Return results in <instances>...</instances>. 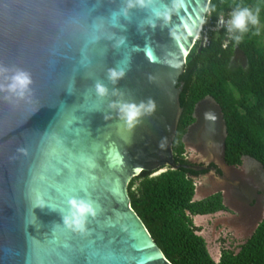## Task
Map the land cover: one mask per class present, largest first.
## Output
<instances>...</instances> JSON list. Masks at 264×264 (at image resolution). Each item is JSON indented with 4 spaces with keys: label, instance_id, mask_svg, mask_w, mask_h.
Segmentation results:
<instances>
[{
    "label": "water",
    "instance_id": "1",
    "mask_svg": "<svg viewBox=\"0 0 264 264\" xmlns=\"http://www.w3.org/2000/svg\"><path fill=\"white\" fill-rule=\"evenodd\" d=\"M210 2L184 0L165 28L147 27L148 10H133L130 22L121 19L124 31L101 32L126 37L117 49L107 39L88 44L87 37L90 23L109 16L120 0H0V63L25 68L35 81L29 99H0V264H173L132 207L128 187L144 170L191 168L173 156L183 112L180 77ZM112 67L127 71L116 85L107 79ZM97 80L123 97L99 98ZM148 98L155 111L132 128L109 107L117 99ZM208 106L215 107L210 114L198 111ZM91 108L99 110L84 111ZM194 117L213 122L192 139L193 158L213 162L219 172L211 167L195 177L193 201L222 192L224 204L238 213L235 228L250 238L264 218V165L249 155L239 167L226 162L228 130L213 96L198 103ZM66 168L76 194L99 208L81 237L62 227L72 191L57 176ZM38 198L49 205L36 206Z\"/></svg>",
    "mask_w": 264,
    "mask_h": 264
},
{
    "label": "trees",
    "instance_id": "2",
    "mask_svg": "<svg viewBox=\"0 0 264 264\" xmlns=\"http://www.w3.org/2000/svg\"><path fill=\"white\" fill-rule=\"evenodd\" d=\"M237 4L259 6L260 21L264 23V0H211L208 12L216 20ZM255 33L256 29H252L237 45L227 38L225 30L211 31L201 49L202 40L191 49L180 77L183 83L180 102L184 109L181 131L191 111L187 101L193 105L207 95L213 96L229 121L226 158L233 165L240 163L243 155L252 156L264 165V29ZM236 48L247 58L245 68L230 65ZM179 139L177 146H181ZM128 190L132 207L173 264H264V218L238 253L224 251L218 260L209 254L191 216L211 208L192 201L195 183L190 170L169 167L155 175L144 170L131 180ZM219 207L218 202L213 209Z\"/></svg>",
    "mask_w": 264,
    "mask_h": 264
},
{
    "label": "clouds",
    "instance_id": "3",
    "mask_svg": "<svg viewBox=\"0 0 264 264\" xmlns=\"http://www.w3.org/2000/svg\"><path fill=\"white\" fill-rule=\"evenodd\" d=\"M184 7V0H120V6L114 9L109 16L97 17L90 23V33L87 37L88 44H95L101 39L113 42L114 48H121L126 45V37L117 31H111L110 35H101L106 29L125 30V25L121 19L131 21L133 10H148L142 23L147 27H168L173 15L178 14ZM214 10V9H212ZM261 9L259 6L252 7L246 4H237L229 13L226 23V32L231 40L237 45L244 36L252 29H256L255 34H259ZM140 28V24L138 25ZM171 34V31H170ZM127 74L124 67H112L107 70V79L112 85L118 84ZM151 80L152 77H149ZM35 81L30 71L18 66H8L0 63V99L7 101L27 100L33 94ZM96 95L103 99L105 97H123L124 93L119 88L109 89L102 80H97L94 85ZM109 107L118 112L120 118L125 121L129 128L139 122V119L155 111L156 102L152 98L142 100L139 103L124 99H117L110 102ZM107 118V117H105ZM20 152L26 153L27 149L21 148ZM49 205L42 198H38L36 206L44 207ZM66 210L63 214V226L76 233L89 232L90 219L98 216L99 208L96 202L85 196H80L73 192L67 194ZM52 208V207H51ZM56 209V208H52Z\"/></svg>",
    "mask_w": 264,
    "mask_h": 264
},
{
    "label": "flooded vegetation",
    "instance_id": "4",
    "mask_svg": "<svg viewBox=\"0 0 264 264\" xmlns=\"http://www.w3.org/2000/svg\"><path fill=\"white\" fill-rule=\"evenodd\" d=\"M230 65L231 66L242 65L244 68L246 67L247 58L245 57L244 53L240 49L234 51V53L231 57V60H230ZM204 98L194 102L193 105H192V101H190V100L187 101V103H190L189 106L191 107L190 115L184 119L183 131H181L180 121H179L176 136H175V139L173 142V156H174L176 163L180 164V165L184 164V165L191 166V168H186L183 166H180V167H183L185 169L190 170L191 178L193 179L194 183H195V177H200L201 175L207 173L211 167H214L216 169V171L219 172L218 166L215 165L213 162H211L207 166H205L204 164H200V163L195 162L196 160L193 158L194 155L198 154V150H197V147L193 144L192 139L196 138L198 136L197 129L199 128V122H200V120L198 121L194 117V114L196 111V106ZM218 104L221 106V104L219 102H218ZM214 109H215V107L208 106V107H205L203 110L199 109L198 111L200 113H205L208 115ZM185 110H187V109H185ZM183 111H184V109H183ZM222 111H223L225 123L227 125V130H229V127H228L229 121L226 120L223 107H222ZM204 133H208V132L205 131ZM179 137L181 139V146L180 145L177 146ZM227 137H228V134H227ZM246 156L247 155H243L241 157V162L238 164H234V165L237 167L243 165V163L245 162L243 158H245ZM180 159H183L185 162H177V161H180ZM226 162L228 163L227 158H226ZM231 165H233V164H231ZM199 166H202L204 168L195 169V167H199ZM260 195H264V191H260ZM193 202H202L203 207L211 208L210 211L200 213V214H195V215L191 216L193 224L197 228L198 234L201 235V230L203 227L200 228V227H197L195 225L194 216H198V215L213 216V219L207 223L209 226H212V228L214 229L215 232H218L217 239H222V240H224V242L231 243L229 245L222 247V249L220 251V255L224 251H233V252L238 253L239 250L241 249V246L248 241L249 237H247L245 230H241V229L239 230L238 229V231H237V229L235 228V222L232 219L234 216H237L238 213L236 211L230 209L228 206H226L224 204L222 192L212 194L206 198H203V199L198 200V201H193ZM218 202L221 205V207H219L217 209H213V207H215ZM256 202L257 201L255 200L254 205ZM219 213H221V214L218 215ZM233 233H235V236ZM236 233H238V234H236ZM202 237L206 243V248H207L209 254L212 256L211 252L209 251L208 243H207L206 239L204 238V236H202Z\"/></svg>",
    "mask_w": 264,
    "mask_h": 264
},
{
    "label": "rangeland",
    "instance_id": "5",
    "mask_svg": "<svg viewBox=\"0 0 264 264\" xmlns=\"http://www.w3.org/2000/svg\"><path fill=\"white\" fill-rule=\"evenodd\" d=\"M209 17H210V12H209V15L207 16V21H206L204 29L209 28V23H208ZM259 28H260V31H262L264 29V23H261ZM206 29H205V31H206ZM201 39H202V35L199 37V40H201ZM206 41H207V39L203 38L202 39V45H204L206 43ZM262 46H264V42L262 43ZM220 214L221 213H219L218 215H220ZM212 219H213V216H206V215L194 216L195 225L197 227H200V228L203 227L201 230V235L204 236V238L206 239V241L208 243L209 251L211 252L213 258L218 260L220 258V251H221L222 247L229 245L231 243L224 242V240H222V239H217L218 232H215L214 229L212 228V226H209L207 223V222L211 221ZM233 234L235 236V233H233ZM236 234H238V233H236Z\"/></svg>",
    "mask_w": 264,
    "mask_h": 264
},
{
    "label": "built area",
    "instance_id": "6",
    "mask_svg": "<svg viewBox=\"0 0 264 264\" xmlns=\"http://www.w3.org/2000/svg\"><path fill=\"white\" fill-rule=\"evenodd\" d=\"M231 12V11H230ZM229 12V13H230ZM229 13L228 14H224V15H220L216 20H213L211 17H209L208 18V20H209V28L208 29H206V31H205V29H204V27H205V24H206V21H207V16L209 15V12L207 13V15H206V20H204V22H203V27H202V31H201V33L199 34V36L198 37H200L201 35H202V39L203 38H206L207 39V41H208V38H209V33L211 32V31H220V30H225V32H226V27H225V23H226V21H227V19H228V17H229ZM224 21L225 23H221V21ZM226 34H227V38L228 39H230V37H229V35H228V33L226 32ZM201 39V40H202ZM206 41V42H207Z\"/></svg>",
    "mask_w": 264,
    "mask_h": 264
},
{
    "label": "snow or ice",
    "instance_id": "7",
    "mask_svg": "<svg viewBox=\"0 0 264 264\" xmlns=\"http://www.w3.org/2000/svg\"><path fill=\"white\" fill-rule=\"evenodd\" d=\"M97 110H99V109L98 108H91V109H85L84 111L85 112H92V111H97ZM65 173L67 174V176L65 175ZM71 175H72L71 169L66 168L65 172H61L58 174L57 179L59 180V182L61 184L67 185L70 188V190L76 194V188H77L76 184L73 183L70 179H68V177H70ZM90 227H91V225H89V228ZM66 231L68 232L70 237H81L85 234V233L72 232L68 229H66ZM64 247H68V245L65 244Z\"/></svg>",
    "mask_w": 264,
    "mask_h": 264
},
{
    "label": "bare ground",
    "instance_id": "8",
    "mask_svg": "<svg viewBox=\"0 0 264 264\" xmlns=\"http://www.w3.org/2000/svg\"><path fill=\"white\" fill-rule=\"evenodd\" d=\"M208 12V11H207ZM205 20H206V18H205ZM202 27H203V22H202V24H201V28H200V30L198 31V34H197V37H196V42L198 41H200L199 40V34L201 33V31H202ZM210 107H212V106H210ZM203 110V109H202ZM201 114H204V113H201ZM210 114V113H209ZM210 119H212V118H210ZM210 121V123L211 122H213V121H211V120H209ZM210 123L206 120V119H203V118H200V122H199V128L197 129V134H198V136L196 137V138H198V137H202L203 136V132H205V131H207L206 129L208 128L207 127V125L208 126H210ZM207 124V125H206ZM212 159L214 160V159H216V156L215 155H212Z\"/></svg>",
    "mask_w": 264,
    "mask_h": 264
}]
</instances>
